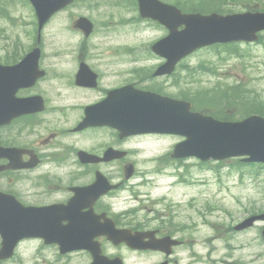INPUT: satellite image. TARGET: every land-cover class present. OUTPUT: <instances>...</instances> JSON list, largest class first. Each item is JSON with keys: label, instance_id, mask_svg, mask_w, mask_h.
<instances>
[{"label": "rangeland", "instance_id": "obj_1", "mask_svg": "<svg viewBox=\"0 0 264 264\" xmlns=\"http://www.w3.org/2000/svg\"><path fill=\"white\" fill-rule=\"evenodd\" d=\"M168 3L174 4L179 3H190L195 0H165ZM229 0V5L226 8L234 9L235 12L244 11L246 8H262L263 0ZM253 2V3H251ZM95 3V2H93ZM96 4L93 7L87 9V11L79 5L74 7L67 13H62L58 18L53 21V24L43 33V50L44 57L41 59V68L46 72L44 82H42L36 89V93L43 95L46 100V111L44 114L35 117L34 119L24 120L26 125L23 123L18 126L25 128V133L22 134L19 143L22 145H32L38 148H46L41 146V141L49 139L50 135H55V140L52 141L47 147L54 146L57 142H60L63 147V152L67 153V159L70 160V164H74L73 149L80 150H99L105 144H110L115 138H111L105 133H85L82 136H74L73 134L67 133L69 129H72L74 125L80 121L82 116V109L84 106L96 103L100 100L102 95L99 93H77L72 90V79L76 72L77 65L79 64L76 59L80 54L83 56V61L89 63L96 69L101 76V85L98 92H103L105 89L118 87L126 82H133L137 78L141 77L139 73H136L140 68V64L143 63L144 68H150L155 65L154 61H141L149 59V46L152 41H155L163 34L158 29H153L150 34H143L141 36L136 33L135 29L122 28L117 26L115 21L108 23L106 28H102L103 22H105L106 16L110 13L115 15V18L123 19L131 15L130 4H116L110 2L108 4L109 11L105 5ZM250 3V4H249ZM113 4V5H112ZM248 4V6H247ZM262 4V5H261ZM83 9V12H79ZM80 14L90 17L97 25V29L94 32L92 38L84 40L81 33L72 30V19L68 17V14ZM26 25L29 24V14L25 10ZM155 27V26H154ZM145 29V28H144ZM0 30H4L3 24L0 23ZM26 33L29 34L30 28L25 29ZM262 39L258 41L256 45L250 48V51L244 48H238V54H226L223 49L201 51L195 55L192 61L189 60L185 63L191 67L197 63L203 64V67L210 69L205 76L194 75L190 79L195 80L192 84L195 88L205 89L212 85L223 87V89L232 86V84L240 82L244 85V90L247 87L252 88L258 94H256V101L261 102L264 107V34ZM147 42V43H146ZM1 45V43H0ZM30 40H25L26 49L29 48ZM117 47H131L130 55L122 57L114 56L117 52ZM0 47V57L3 55ZM110 52V54H109ZM241 55V56H239ZM81 56V57H82ZM114 56V58H113ZM123 61H121V59ZM134 60L132 63L131 61ZM131 67V68H130ZM181 70V67L179 68ZM180 75V74H179ZM261 78V79H260ZM173 80L168 83H163L162 92L179 95L184 93L188 87L187 81L181 80L176 87H172ZM149 86L159 84L160 80L152 82L151 79L148 81ZM148 85L147 83H141V86ZM32 94V93H31ZM103 94V93H102ZM29 95L26 92V96ZM249 102V101H247ZM250 103V102H249ZM231 108V107H230ZM237 111L236 109H233ZM233 114H237L234 112ZM30 123V124H27ZM5 134H0V139L5 141ZM163 140H169L163 141ZM177 140L173 138L169 139H157V138H142L139 142H133L130 144L132 149H135L136 154H131L128 162H134L136 164V175L139 176L141 173L153 172L157 165V159L164 157L166 153L170 151L171 145ZM129 145L125 146L128 148ZM162 161V160H161ZM191 167V165H188ZM210 167V166H209ZM216 167H218L216 165ZM122 165L109 169L107 173L110 176H115L119 169L122 170ZM212 173H200L199 168L193 177L195 180L198 179H209V176H213V185H210L207 191L210 190L211 202L209 204L210 210L213 208L223 209L229 216L217 212V219H213L215 227L218 230L211 232L203 229V238L208 242V245L212 248L219 247L216 240L218 233L223 232V228L228 227L230 219L234 222L243 220L247 213H254L256 211H264V169L259 170L257 167L250 169H230L223 168L219 169V173H215V168ZM201 167V170H204ZM70 172L78 175L74 169H70ZM180 172V171H179ZM191 173V172H190ZM166 174H173L172 171ZM116 178V177H115ZM149 176H147V179ZM142 182V179H134L130 181V184L136 185L133 188L135 194L133 197H137L135 200H127L128 195L124 194L125 197L118 198L112 202L117 212L124 211L126 209H135L136 213L140 217L141 224H144L149 220L148 224L150 227H161V222L157 221L165 219V216L172 215L175 219L171 222L172 226L180 225L178 217L184 215L186 218H192L195 213L187 211L186 203H189V199H198L199 204L195 205V209L203 212L206 206H202V201L205 200L203 197L204 192L200 189L201 194L196 191L187 190L183 192L181 190H172L174 187L175 178L162 179L159 181ZM117 181H124L127 186L128 181L124 178L119 177ZM253 180V181H251ZM221 181V182H219ZM261 181V183H260ZM241 182V187L236 186L237 183ZM217 183V185H216ZM260 187H258L259 184ZM257 184V186H255ZM172 191H169V186ZM223 186V188L219 186ZM221 189V190H220ZM220 190L221 193L217 194L216 191ZM123 193V192H121ZM125 198V199H124ZM166 198V199H165ZM127 200V201H125ZM188 200V201H187ZM182 206V207H181ZM131 219L128 218L121 220V223L128 222ZM164 221H168L165 219ZM129 223V222H128ZM214 227V228H215ZM260 227V224H258ZM165 228V226H164ZM257 228V227H256ZM256 231L249 232L246 236H242V240L249 241L255 237ZM239 236H234L233 242L237 244L241 242ZM235 238L238 240L236 241ZM262 244L261 249L250 248L248 250H235L233 251V259H243L247 261V257L261 253L264 255V242L258 241ZM260 248V247H258ZM243 251V253H242ZM203 252V251H201ZM186 251L183 250L180 255L181 262L186 261ZM204 254V253H202ZM161 256H152L142 259L130 258V264H154L161 260ZM264 257H261V264L263 263Z\"/></svg>", "mask_w": 264, "mask_h": 264}, {"label": "water", "instance_id": "obj_2", "mask_svg": "<svg viewBox=\"0 0 264 264\" xmlns=\"http://www.w3.org/2000/svg\"><path fill=\"white\" fill-rule=\"evenodd\" d=\"M40 1L42 4L47 3L45 0H37V3L39 4ZM157 12L161 15L154 16V19L159 20L170 31V36L154 47V51L166 57L168 63L164 68L167 70L168 67L169 70H172L175 63L182 56L187 55L196 45L207 43L210 40L223 42L242 39L248 41L252 32L264 28V16L246 18L251 19L252 23L249 27L242 28L241 23L246 20L244 19L245 16L228 18L182 16L174 8L165 6L159 8ZM170 16L175 18L171 19ZM178 20L187 25V29L180 34L176 32ZM206 26H209L210 33L200 32V29ZM91 75L86 69L84 71L81 69L80 71V77L90 76L93 80L94 78ZM15 90L16 88L12 89L4 81L0 82V118L4 120H10L23 114L24 103L14 100L13 94ZM134 97L137 100L135 105L118 106L116 116L120 115V118L115 119L113 116L109 121L107 119V106L96 107L93 110L102 124L117 128L123 136L139 132L174 133L186 137L187 140L175 149L174 156L177 158L195 156L205 161L210 158L221 160L233 156H249L248 162H264V123L260 119L251 118L241 124L224 125L208 118H202L199 115L189 114L190 106L185 103H178L151 94H135ZM2 154L3 152L0 151V156ZM102 186L103 182H98L96 185L97 190H100ZM4 212L3 202H0V217H3ZM20 214L21 217L24 216V220L31 222L49 220L46 218V214H40L38 211L37 214ZM261 219H264V216ZM67 220H70V218ZM59 221L60 219L55 220V222ZM247 226L242 225L237 229ZM0 227L6 228L7 226L0 224ZM21 227L24 228L23 226ZM121 234L129 243L132 242L131 246L133 248H138L134 244L141 239V236L130 237L131 235L127 232H122ZM114 235V233L108 234L111 238ZM9 236L8 232H3L4 238ZM11 236L21 238L26 236V234L17 233ZM95 264H98V260L95 261Z\"/></svg>", "mask_w": 264, "mask_h": 264}, {"label": "flooded vegetation", "instance_id": "obj_3", "mask_svg": "<svg viewBox=\"0 0 264 264\" xmlns=\"http://www.w3.org/2000/svg\"><path fill=\"white\" fill-rule=\"evenodd\" d=\"M19 3H24V0H18ZM32 19L34 17L32 16ZM0 22L6 26L4 30H0L1 51L3 58L1 59L4 64H10L14 57L20 58L24 54V48L19 39L10 34V31L16 32V29L22 23V18L17 15L14 8H11L9 4L0 1ZM137 83H143L142 79H136ZM85 92H91L85 89ZM9 127L0 128V132H6ZM7 134V132H6ZM9 137V136H8ZM27 150L33 151L36 155L39 164L33 170H21L13 172H4L0 175V192L14 196L24 206L44 207L53 204L63 205L66 204L71 197L70 190L73 187H82L83 182L80 179H71L70 174H65L63 179H58L57 182L53 180L45 181L49 178L51 171H62L63 162L55 163V161L49 158L51 153L48 151H36L31 147H27ZM45 156H47L45 160ZM24 162H28L27 156L23 157ZM46 161L47 164H44ZM59 162V161H58ZM85 168H90L85 166ZM99 201L94 205V213L96 215L109 213L104 207H101ZM261 233V229H260ZM170 236L168 231L162 232V236ZM176 239L180 244L177 248H173L170 257H165L163 261L167 264H172L173 257L177 249L183 247L184 241L177 236L172 237ZM97 241L100 244V248L103 255L109 256V258L126 259L125 255L146 256L151 254L150 252H132L125 245H119L113 247L107 244L106 239L98 237ZM17 253L15 251L12 259L0 262V264H90L91 255L86 251L78 253H67L61 255L57 245H45L43 240H25L18 245ZM224 247L229 248V244L224 243ZM108 248L111 250L108 252ZM125 255H124V254Z\"/></svg>", "mask_w": 264, "mask_h": 264}, {"label": "trees", "instance_id": "obj_4", "mask_svg": "<svg viewBox=\"0 0 264 264\" xmlns=\"http://www.w3.org/2000/svg\"><path fill=\"white\" fill-rule=\"evenodd\" d=\"M239 90H240V88L235 87V88H233L232 93H229V94L222 93V96H219V97L215 96V101L217 102L216 104H217L218 108L221 109L223 107L222 105L225 103L223 100H227L228 98H230V99L232 98L233 101L236 100L238 102L239 101L243 102L242 99H244V98L242 95L238 94ZM202 101H203V105H205V106L207 105L206 107H209V105H210L209 102H211V100L208 101V104H207L206 100H202ZM246 110L248 113H259L258 107L256 105H254L253 103L251 104L250 107H247ZM213 116L215 118H219V119L222 118L219 113H214Z\"/></svg>", "mask_w": 264, "mask_h": 264}]
</instances>
